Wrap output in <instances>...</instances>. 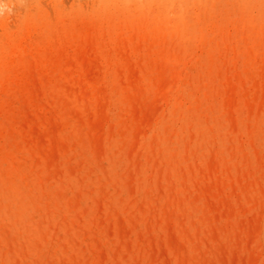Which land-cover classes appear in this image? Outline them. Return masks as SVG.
I'll return each instance as SVG.
<instances>
[{
	"label": "rangeland",
	"instance_id": "rangeland-1",
	"mask_svg": "<svg viewBox=\"0 0 264 264\" xmlns=\"http://www.w3.org/2000/svg\"><path fill=\"white\" fill-rule=\"evenodd\" d=\"M194 2L198 3L195 5ZM199 2L4 0L5 9L0 13V60H10L13 56L16 61L21 59L20 53L13 54L11 48L13 41L17 42L19 38L31 54L30 50L36 44L41 46L42 43L44 46L41 49H48L59 39L68 37L73 40L74 36L89 30L97 21L101 24L98 28L101 32L99 48L102 52L110 50L114 53L118 40L110 42L109 49L104 47V42L110 41L109 33L118 27L125 30L131 20L139 24L138 19L144 13L148 14L150 21H154L150 28L157 26V20H167L166 26L171 28L183 18L187 29L181 32L180 37L170 35L173 29L165 30L168 37L166 44L161 46L165 62L160 65L155 61L157 46L151 50L149 57L146 48H142L145 55L141 65L153 68L149 74L147 67L143 73L134 72L132 80H142L139 87L134 83L130 85L124 74L118 76L122 73L119 66L106 69V80L100 85L98 82L106 71L107 59L104 56L94 68L91 60H95L96 55L89 52L85 58L89 66L86 100L76 93L74 83L62 82V88L58 89L55 81L46 80L45 73L43 83L37 82L36 86L29 87L23 84L22 91L15 98L10 94L15 79L8 80L6 75L12 66L0 63V152L5 154L0 155V264H177V261L178 264H264V195H259L264 190V100L257 103L259 106L263 104L261 111L256 110L260 111L257 120L256 116H249V110L244 106L252 98L247 93L255 81L259 82L261 96L264 93V71L261 70L264 55L250 64L240 54L244 29L248 30L252 18L256 30L262 29L264 39V0ZM199 13L202 17L205 14L209 16L206 25L196 23ZM27 25L31 27L30 39L26 37ZM41 26H44L43 30ZM243 26L246 27L243 29ZM150 28L147 40L140 41L143 46L152 42L151 36L155 32H151ZM201 30L206 34L204 48L199 46ZM229 31L231 39L224 36ZM119 32L118 29L114 33ZM213 37L219 45L208 43ZM211 46L214 49L209 53ZM75 48L77 46H69L67 54L70 57ZM55 50L54 59L59 56L58 49ZM235 52L239 53L236 69L233 65ZM174 54L183 56L184 60L188 59V55L190 58L197 55L200 60L191 72V85L182 86V96L196 104L198 95L194 96V93L202 66L206 71L208 89L212 90L210 95H213L209 101L203 100L205 110L192 113L185 108L173 114L174 102L166 106L162 93L166 91V81L171 80ZM27 59V66L34 63L30 55ZM179 69L180 66L174 70ZM78 72L73 70L72 77L78 78ZM234 72L239 74L240 79H237L236 92L231 94L228 93L230 86L227 81ZM247 74L252 78L247 79L244 86L240 80L246 79ZM55 75L58 76V73ZM40 86L47 92L34 101L44 104L43 110L36 111L32 103H24L23 100L32 90L40 91ZM100 88L106 92L99 97L98 103L103 104L99 107L106 108L109 120L103 126L96 122L93 124L96 128L89 131L88 127L83 128L77 114L81 105L87 102L89 115L94 114L95 110L89 104L94 92ZM124 88L127 93L123 92ZM218 88L221 90L219 97L216 96ZM236 98H241L243 102L240 112L235 114L243 143L236 142L237 152L230 159L227 148L233 137V122L226 121L223 102ZM4 100L6 103L2 105ZM6 112L7 119L4 117ZM133 119L141 135L146 133L145 137H139L135 146L133 131L124 135L117 131L120 120L128 126ZM57 123L64 126L61 134ZM190 124L193 127L191 130ZM112 126L113 133H109ZM251 126L253 133H250ZM191 133L194 140L189 144L190 162L194 160L192 154L195 152L200 155L201 161L213 141L218 153L225 160H231L232 165L237 164L244 154L249 155V166L261 182L257 192L251 193L249 204L243 194L244 186L238 188L236 196L228 199L229 207L222 209L217 202L209 201L210 211H204L202 202H195L197 193L182 208L166 204L165 197L174 183L182 190V179L177 178L176 173H173L172 179L170 175L163 176L160 170L166 167L168 157L174 151H178V160H182L186 148L184 144L189 142ZM46 140H52L56 147L54 152L42 158L40 150ZM156 141L163 149L160 159H156L159 157L156 156ZM67 143L71 145V150L65 153L64 145ZM257 156L262 157L261 168ZM187 170L186 166L184 171L187 173ZM238 196L240 204L237 203ZM155 207L159 208L157 213ZM174 208H179L177 218L172 215ZM182 229L186 230L181 232Z\"/></svg>",
	"mask_w": 264,
	"mask_h": 264
},
{
	"label": "bare ground",
	"instance_id": "bare-ground-1",
	"mask_svg": "<svg viewBox=\"0 0 264 264\" xmlns=\"http://www.w3.org/2000/svg\"><path fill=\"white\" fill-rule=\"evenodd\" d=\"M110 1H112V0H110ZM56 2H58V1H56ZM200 2H201V0H200ZM200 2H199V4H200ZM197 3L194 2L195 5ZM52 17H53V15H52ZM196 17H197V22H196L197 24L206 25L207 24L206 21L209 19L208 15L205 14L202 17V15L200 13L197 14ZM5 19H6V17H5ZM138 21H139V24H134L133 23L134 20H131L130 24L126 27L125 30L124 29L122 30L121 27L112 29V31L109 33V40L110 41L109 42L105 41L104 47H108V49H109V43L114 41V40H118L119 44H118V47L116 48V50L114 51V53H111L110 50H106V51L102 52V49L99 48L100 47L101 32H99L98 28L101 24L98 21L89 30L84 31L83 33H81L77 36H74L73 40H70L68 37H67V39H62V40L59 39L55 44L52 43L53 45L51 44L52 46L50 45L48 49H44L43 47L41 49V46L43 45L42 43H41V46L39 44H36V46L30 50V51H32L31 54H28L29 52H27L28 51L27 48L22 44V39L19 38L17 40V42L13 41L14 43H12V47H11L12 53L13 54L20 53L21 59L19 61H16V58H14V56H13V58H11L10 60H7V59L0 60V63H2L4 66L9 65V64L12 66L6 74L8 80L12 81L15 79L14 81H12V82H15V84L11 87V90H10L11 96L16 98L18 93L22 91L21 88H22L23 84H26L25 86H28V85L36 86L37 82L43 83L42 77H43V74L45 73L46 74V80L55 81L54 85L58 89L62 88V85H61L62 82L64 84L74 83L75 86L77 87L76 93L82 98V100H86V96H87V93H86L87 87L86 86H87L88 81H89L88 77H86V74L89 71V66H87L85 58L89 52L95 53V55H96L95 60H91L92 66H94V68H95L97 62L105 56L107 59V67L105 68V70L111 69V67L113 68L114 66L115 67L119 66L122 69L121 70L122 73H119L118 76H121V74H124V76H126V79H128V82L130 85L132 83H134L136 87L137 86L139 87V84L142 81L141 78H138L136 80H132L133 79L132 76L134 75L135 71L139 72V73H143L145 67H147V66L143 67L141 65V62L143 61V58L145 55V51H142V48L143 47L146 48L147 56L149 57L151 55V50L155 46H157L158 51L156 52L157 57L155 58V61L158 62L159 65L164 63L165 62V60H164L165 53L163 51V48H161V46L166 44V41H167L168 35H167V32H165V30L166 29H173V31L170 33V35H173L175 37L176 36L180 37L181 32L185 31L187 29V22L183 18H180V20L177 24H174L173 26H170L171 28H169V26H166L167 20L166 21L157 20V22H156L157 26L150 28L154 21L153 22L150 21L149 16L146 13L142 14V16L140 17V20L138 19ZM8 24H9V20H8ZM31 25H33V24H31ZM3 26H5V24ZM16 27H17V24H16ZM42 27H44V26H41V29H42ZM245 27L246 26H243V29ZM247 27H248L247 31H245L246 29H244V34H243V38H242L243 48H242V51L240 54L245 56L248 63L253 64L254 60L258 56L264 55V39L262 38V29H260V31L256 30L257 26H256V24H254L253 18L250 21L249 26H247ZM26 28H27L26 29V33H27L26 37H28L30 39L29 36H30V32H31V27H29L27 25ZM148 28H150L151 32L154 31L155 34H152V36H151V37H153L152 42H148L145 44L146 46H143L140 44V41L145 42L147 40L146 35L149 32ZM6 29H8V27ZM118 29L120 30V32L115 35L114 32ZM36 30H37V28H36ZM36 30L34 29V31H36ZM132 30L134 32H132ZM10 31L11 30H9V32ZM13 32H14V30H13ZM224 36L227 39L232 38L230 31L225 33ZM20 37H22V36H20ZM236 37L237 36H235V38ZM28 38H26V39H28ZM26 39H23V40H26ZM205 39H206V34H204L203 30H201L200 43H199L200 47H203V48L205 47ZM2 41H3V39H2ZM26 42H27V40H26ZM74 42H75V44H74ZM208 43L210 45H214V44L219 45V41H217L214 37H213V39L209 40ZM69 46L72 48L74 46H77V48L74 49L75 51H74L73 56H71L72 59L69 56L70 54L69 55L67 54V50H68ZM227 46L228 45H226V48H227ZM55 49H58V54H59V56L56 59H54V54L57 53V50H55ZM213 49H214V47L211 46L209 49V53L212 52ZM228 50H229V48H228ZM6 55H7V53H6ZM28 55H30L32 58H34V63L31 62L32 64L29 63V65L27 66L26 62H29V60L27 59ZM92 55H90V56H92ZM184 56H186V55H184ZM238 56H239V53L235 52V55L233 57V59H234L233 65H234L235 69L238 68V61H239ZM186 57L188 59L184 60L183 56L174 54L173 61L175 64L171 68V71H172L170 73L171 80H170V82L166 81V82H168V85L166 87V91L164 93H162V95H163L162 97L164 99L166 106H169L170 104H172V102H174V104L176 105L175 111L173 112V114H175V112L178 109H185V108L188 109L189 112L191 111L192 113H193V111L198 112L201 110H205L203 107V106H205L204 101H206V102L209 101L210 98L213 96V95H210L212 90L208 89V84L206 82V77H205L206 71H204V68L201 66V68L199 69V74H200L199 75V81H198V85L196 87L197 91H196V93H194V96H196V94L198 95L197 96L198 99L195 101L196 104L194 102H190L188 100V98H186V99L183 98V96H182L183 87L182 86L184 84H186L188 86L191 85V81L193 78V75L191 72L193 71V68L196 67L197 64H199V62H200V60L197 58V55H194L191 58L189 55ZM177 65L180 66V69L178 71H175L176 69H178ZM152 68H153V66L151 67V65H149L147 67V69L149 70L147 72L148 74L150 73V70ZM50 69H52V71L50 72L51 74L49 73ZM75 69L79 71L78 72L79 77L76 79L72 77L73 70H75ZM261 70L264 71V61L262 62ZM56 73H58V76L55 75ZM234 73L235 74L230 76L228 78V81H227L228 85L230 86V88L228 89V93H231V94L236 92V90H237L236 88H237V85L239 82V80H237V79H240L239 74H238L240 72L238 71V73H236V72H234ZM106 75H107V70L102 74V77H101L100 81L98 82L100 85L104 84V80H106ZM261 75H262V73H261ZM154 77H155V75H154ZM251 78H252V76L247 74L246 79L240 80L241 84L245 86L247 84V79H251ZM5 83H6V81H5ZM218 84H220V83H218ZM223 84H224V82H223ZM1 85H3V84L1 83ZM163 86H165V83ZM222 87H224V86H222ZM38 88L40 89L41 92L39 90H32L30 93L26 94V98L23 100L24 103H32L31 106H33L36 111L43 110L44 104H38L37 102H34V101L35 100L38 101V99L41 97L40 95L43 96L44 93L47 92L46 90H45L46 92H44V90H43L44 88L42 86H40ZM93 88L94 87H92V89ZM5 89H6V87H5ZM205 89H207V90H205ZM258 89H259V82L255 81L252 89L249 91V93H247V95L248 96L251 95L252 98L249 99L246 104H244V106L247 107V109L249 110V116L250 117L256 116L255 117L256 120L258 119V117L260 115V111L262 109L261 105H263L262 103H260V106H259V105H257V103L259 101L262 102L264 100V93L262 92V96H261L260 91ZM4 90H2V91H4ZM203 90H205V92ZM104 92H106V90H104V88H100L99 90L96 91V93L94 92V94L92 95V103H90L89 106L90 107L92 106L94 108V110H95L94 114L89 115L88 102L87 103L85 102L86 104L81 105L80 111L77 114L81 119V123L83 125V128L88 127L89 131L96 128V126H93V124H96V122H98L97 123L98 125L103 126L104 125L103 123L107 122L109 120V118L106 115V108L105 107H99V104H101V105H103V104L100 102L98 103L99 97L102 96L104 94ZM123 92L127 93L128 91L126 90V88H124ZM220 95H221V90H219V88H218V92H217L216 96L219 97ZM162 97H161V99H162ZM228 101L226 100L223 102V105H224L223 109H224V114L227 116L226 121L227 122H230V121L233 122L232 130H231V134L233 137L230 139V145L227 148L228 156H230V159H231V158H233V156L235 155V152H237L236 150L238 149L236 146L237 145L236 142L238 141L240 144L243 143L241 140L243 138V135L240 134L241 130H240L239 122H238L237 117H235V114H238L240 112V107L242 106L243 102H242L241 98L232 99V101H229V102ZM5 103H6V100H4V102H2V105H4ZM8 104H9V102H8ZM66 104H68V103H66ZM258 106H259V109H257ZM16 107H18V106H16ZM3 109H4V107H3ZM1 110H2V108H1ZM51 110H52V108H51ZM256 110H260V111L256 112ZM43 113H45V112H42V114ZM4 117L7 119V117H8L7 112L5 113ZM194 118H195V115H194ZM205 119H206V117H205ZM32 120L33 119H31V122H32ZM134 123H135V119L131 120V123L130 124L128 123V126H127L126 122H124L123 120H120L118 123L119 126L117 128V131L122 135L126 134L128 131H133L134 132L133 133V142H134L133 145L135 146L136 142L139 140V137L140 136L145 137L146 133L141 135V132L138 130L137 127L134 126L135 125ZM57 127H58L59 134H61V132H63V130H64L63 124L57 123ZM148 127L150 129L151 124H149ZM7 128H8V125H7ZM192 128L193 127L190 124L189 130H191ZM250 128H251L250 133H253L254 129L252 128V126ZM97 129H99V128H97ZM100 129H101V131H103L102 127ZM209 131H212V128H209ZM52 132H54V130ZM109 133H113V126L110 128ZM8 135H9V133H8ZM157 135L158 134L156 133V135H155L156 140L158 139ZM110 137H112V135H110ZM100 138H102V136H100V132H99L98 139H100ZM52 140H46V142L42 144L41 150H40V154H41L40 156L42 158H44L46 155H48V153L52 152L54 150V148L56 147V143L52 142ZM193 140H194V134L191 133L190 138H189V142H186L185 144L183 143L184 145H186V148H185V154L182 157V160H178V156H179L178 151H174L169 155L168 160L166 162L167 165H165L166 167H164V169L160 170V172L163 173V176L167 175L169 177V175H170V177L172 179L173 173H176L177 178L182 179V182H181L182 183V188H181L182 190H180L179 186L174 183L173 184L174 186L170 188V193L167 194L165 197L164 201L166 202V204H170V207L177 206V207L182 208L184 206V204L186 203V201L191 196H193L195 193H197V195L195 196V202H202V206H203L204 211L209 210V205H208L209 201L217 202L219 205V208L222 209L225 207H229L228 199L236 196L238 188L241 186H244L243 194L246 196V198H247L246 201L249 204L251 202V199H250L251 193L254 191L257 192L256 188L260 187V185H261L260 184L261 183L260 177H257L253 172V168L249 166V162H250L249 155L247 153L244 154L237 164L232 165V163H230L231 160H225L224 156L221 155L220 153H218L219 150H217V148H215L216 142L213 141L211 143V148H210L208 154L203 155V158L201 161H200V155H197V153L195 152L192 154V157L194 158V160L192 162H190V155H188V150L190 148L189 144ZM99 145H100V143H99ZM159 146H160V143L156 141V146H155L156 152H157L156 156H159L156 159H160V157H162V150L163 149L159 148ZM70 150H71V145L68 143L65 144L64 145L65 153H68V151H70ZM12 151H13V149H12ZM97 152H99V151H97ZM256 153H258V152H256ZM2 154L3 153L0 152V155H2ZM4 155L5 154H3V156ZM6 156H8V155H6ZM55 158H56V156H55ZM257 158H258V163L261 164V165H259V168L263 167L262 157L257 156ZM156 161L159 162V160H156ZM79 162H81V160ZM14 166L16 167L15 163H14ZM186 166L188 169L187 173L184 171ZM244 181H246V182H244ZM228 191H230V192H228ZM146 194H147V190H146ZM259 195H264L263 189L261 190ZM238 197H239L238 198L239 200L237 201V203L240 204L241 199H240V196H238ZM158 209L159 208L155 207L154 211L157 213ZM250 209L251 208H249V210ZM178 210H179V208H176V209L174 208V210H173L172 215L175 218L178 217V215H177L179 212ZM221 219H223V218H221ZM180 220H182V219H180ZM259 222H260V219H259ZM181 227L184 228V224H182ZM185 230L182 229L181 232H184ZM200 246H201V244H200ZM203 247L204 246H202L201 248H203ZM186 249H187L186 251H188V248H186ZM179 251L180 250H178V252ZM186 251H184L185 254L187 253ZM190 254H194V253H190ZM176 255H178V254H176ZM187 258H189V256H187ZM177 262L179 263V261H177Z\"/></svg>",
	"mask_w": 264,
	"mask_h": 264
},
{
	"label": "clouds",
	"instance_id": "clouds-1",
	"mask_svg": "<svg viewBox=\"0 0 264 264\" xmlns=\"http://www.w3.org/2000/svg\"><path fill=\"white\" fill-rule=\"evenodd\" d=\"M5 9L4 0H0V13H2Z\"/></svg>",
	"mask_w": 264,
	"mask_h": 264
}]
</instances>
